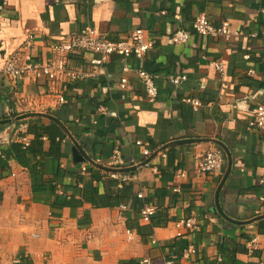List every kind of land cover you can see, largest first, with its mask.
Returning <instances> with one entry per match:
<instances>
[{
  "label": "crops",
  "instance_id": "crops-1",
  "mask_svg": "<svg viewBox=\"0 0 264 264\" xmlns=\"http://www.w3.org/2000/svg\"><path fill=\"white\" fill-rule=\"evenodd\" d=\"M3 1L0 71L19 54L42 64L60 60L92 76L71 82L60 74L52 82L22 78L13 84L0 73V153L7 156L14 143L31 139L21 125L56 124L66 133L61 157L46 159L42 173L30 174L11 157L0 168V264L263 262L264 130L252 122L254 108L264 102V0ZM199 15L217 27L227 23L229 35L213 42L197 35L191 24ZM178 28L190 32L186 44L168 41ZM136 29L148 32L152 48L141 58L112 56L96 71L90 53H52L59 39L82 30L125 42ZM31 36V49L22 50ZM217 62L222 74L211 67ZM139 71L155 76L156 99L146 97ZM181 75L186 81L175 87L170 77ZM138 141L165 148L159 172L137 168L143 159ZM214 142L222 147V170L200 173ZM115 149L138 169L129 184L79 174L87 159L109 158ZM57 188L75 200L93 194L122 199L112 207L83 203L70 209L67 198L54 195ZM144 205L157 208L149 224L139 217ZM188 218L199 221L198 230L177 239L173 223ZM126 230L134 234L130 241ZM255 238L257 249L248 254ZM190 244L197 253L183 259Z\"/></svg>",
  "mask_w": 264,
  "mask_h": 264
},
{
  "label": "built area",
  "instance_id": "built-area-1",
  "mask_svg": "<svg viewBox=\"0 0 264 264\" xmlns=\"http://www.w3.org/2000/svg\"><path fill=\"white\" fill-rule=\"evenodd\" d=\"M3 6L6 5V0L2 2ZM264 14V9H263ZM163 16L165 13H161ZM174 19L179 20V17L175 16ZM192 30L197 35L208 38L210 41H217L221 38L227 37L229 35V26L227 23H222L220 26H214L210 20L205 15H199L192 21ZM148 32L143 29H136L133 31L129 38L125 42H109L97 35L94 30H82L78 35L65 37L59 39L52 47V53L54 55H59L62 53H72V52H83L90 53L94 58L89 62L90 66L96 71V67H102V65L109 62L110 57L114 56L120 59H130L143 57L153 46L150 40L145 39V35ZM190 38V32L185 28H178L168 39L171 44H186ZM33 37H28L22 50L29 51L32 47ZM21 50V51H22ZM21 55H16L8 59L3 66L0 73L8 78L13 84H16L22 78H29L35 80L45 79L48 82L54 81L58 75L64 74L71 82L78 80H83L85 78H90L92 74H84L75 69L67 68V64L63 61H53L50 60L45 64L34 61L31 57L25 56L20 59ZM246 59L249 56L246 55ZM219 74L223 72V65L220 62L213 63L211 65ZM96 68V69H95ZM95 75V73L93 74ZM137 77L140 79L141 83L144 85L146 97L150 100L156 99L158 96V88L155 83V76L146 73L145 71L137 72ZM186 81L184 75L178 77H170V82L178 87ZM127 81L122 79L120 82V88L125 89ZM59 105H65L66 100L64 97H59L57 99ZM194 108L200 106L198 101H191ZM252 125L255 129L264 130V102L256 105L253 110V122ZM26 125L19 126L21 131L26 130ZM25 147L30 143L28 138H22L21 142ZM213 146L208 149L200 162L199 172L203 174H216L222 170L223 165V155L222 147L219 142L211 143ZM135 145L142 150V161L136 164L137 168H152L155 173L159 172V166L161 160L166 159L165 148H152L147 143H142L140 141L136 142ZM1 155V154H0ZM80 168L79 174L82 176L90 175L91 173H98L99 180L106 179L109 181H116L120 186L124 184H129L134 178L133 174L138 170L129 171L135 166H130L119 149L113 150L109 158H91L85 161ZM96 182V180H93ZM176 193H179L177 189H174ZM56 197L67 196L63 193L62 189L57 188L54 191ZM138 200H142L143 196L138 194ZM157 213V208L152 205H144L139 212V217L142 222L149 224L150 221L155 217ZM175 237L181 239L188 237L195 233L199 228V221L196 218L188 219H177L172 225ZM134 234L126 230L125 238L127 241L133 239ZM153 245L157 244L156 241L151 242ZM248 254L252 253L257 249V239H251L248 242ZM196 246L190 244L186 246L185 250L182 252L181 257L183 259H191L196 255ZM221 259L217 260L220 263ZM14 264H21V260H16ZM140 264H151L150 259L146 258L140 262ZM164 264H172L171 259H166ZM197 264V263H196ZM264 264V261L259 263Z\"/></svg>",
  "mask_w": 264,
  "mask_h": 264
},
{
  "label": "trees",
  "instance_id": "trees-1",
  "mask_svg": "<svg viewBox=\"0 0 264 264\" xmlns=\"http://www.w3.org/2000/svg\"><path fill=\"white\" fill-rule=\"evenodd\" d=\"M26 135L31 137L27 147L17 142L12 145L11 154L6 156L0 153V168H6L7 160L11 157L30 174H39L44 169V161L46 159L58 160L61 157L62 143L66 139V133L58 125L31 123L26 127ZM121 199L122 196L109 199L103 195L96 194L92 196L83 195L81 200L67 197L66 206L70 209H75L83 203H89L94 208H100L102 205L112 207L120 203Z\"/></svg>",
  "mask_w": 264,
  "mask_h": 264
},
{
  "label": "water",
  "instance_id": "water-1",
  "mask_svg": "<svg viewBox=\"0 0 264 264\" xmlns=\"http://www.w3.org/2000/svg\"><path fill=\"white\" fill-rule=\"evenodd\" d=\"M88 160H90V159H87L86 161H88ZM135 170V168H133V169H130L129 171H134Z\"/></svg>",
  "mask_w": 264,
  "mask_h": 264
}]
</instances>
